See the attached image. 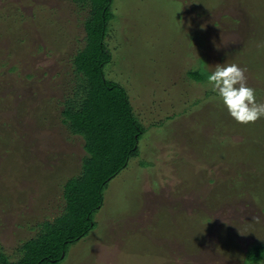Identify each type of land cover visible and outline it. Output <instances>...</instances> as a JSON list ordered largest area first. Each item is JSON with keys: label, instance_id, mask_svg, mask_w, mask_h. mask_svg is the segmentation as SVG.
Masks as SVG:
<instances>
[{"label": "rangeland", "instance_id": "374dc122", "mask_svg": "<svg viewBox=\"0 0 264 264\" xmlns=\"http://www.w3.org/2000/svg\"><path fill=\"white\" fill-rule=\"evenodd\" d=\"M112 8L105 77L126 90L143 125L139 155L103 187L96 210L58 217L89 212L95 223L47 264L249 263L247 247L264 241V119L237 124L190 70L239 64L264 102V0H114ZM92 9V0H0V252L10 262L46 229L57 233L48 220L64 208L62 194L71 205L81 188L73 184L90 185L89 170L106 159V138L93 146L63 114L66 100L86 95L72 61ZM116 155L106 157L117 163Z\"/></svg>", "mask_w": 264, "mask_h": 264}, {"label": "trees", "instance_id": "16d2710c", "mask_svg": "<svg viewBox=\"0 0 264 264\" xmlns=\"http://www.w3.org/2000/svg\"><path fill=\"white\" fill-rule=\"evenodd\" d=\"M73 1L79 4L80 1L85 0ZM113 1L92 0L94 10L92 9L91 16L85 20V26H83L86 32V45L78 55L79 57H73L74 60L72 61V66H76L74 70L86 75L82 76L83 79L81 78L80 82V87L84 89L86 95L79 99L78 95L75 94L72 99L69 98L65 101L66 107L64 109L71 117L73 125H77L75 133H83L86 138L88 137L94 141L93 146L96 147V143L99 144L100 139L106 138L107 142L103 153L106 159H102L99 162L100 165L95 169L89 170V175L86 176L91 181L90 185L73 184L74 187L81 188L79 192L71 191L72 198L75 199L71 205L68 194H66L69 210L75 212L79 211V207L90 211L96 210L95 204L98 202L99 206L103 201V195H101L103 187L127 167V163L131 158L139 155V149L136 146L138 138L144 130L143 125L137 120L132 107H130L126 90L118 83L109 81L105 77L104 66L112 59V53H110L105 43V36L108 32L109 20L115 17L112 8ZM83 52L85 54L80 57ZM202 64L199 69L190 71H197L193 73L195 75L194 80L203 83L207 80L206 72L210 73V71ZM202 70H206V72ZM191 80L189 78L188 81ZM96 152L98 158L102 153ZM112 152L117 153V163L113 158L106 157L107 153L111 155ZM107 167L113 169L105 173ZM96 171L105 173L104 178L103 175L97 177ZM80 176L84 179L83 173ZM96 182L101 183L98 201L93 191V186H97ZM68 183L70 184V182ZM89 197L95 199L92 206H88ZM78 215L81 220H78V217H68L67 220L60 222L57 220V224L52 228L58 230L57 233L50 234L52 230H45L39 238L26 242L24 245L26 249L24 259L10 262L8 255L0 252V264H47L58 261L66 249L78 242L82 236L87 235L94 227L95 222L89 212H80ZM87 215H89L88 218ZM64 230H71V233L63 236ZM45 236H49L47 240H45ZM44 248H47L50 254L41 256ZM247 248L244 258L249 263L245 264L264 262V241L263 243L252 244Z\"/></svg>", "mask_w": 264, "mask_h": 264}, {"label": "clouds", "instance_id": "9594fccd", "mask_svg": "<svg viewBox=\"0 0 264 264\" xmlns=\"http://www.w3.org/2000/svg\"><path fill=\"white\" fill-rule=\"evenodd\" d=\"M246 71L239 64L231 63L217 64L214 71L206 72L207 86L222 103L228 115L241 125L264 119V102L258 101L256 90L248 85ZM63 114L67 115L69 124L73 125L65 109Z\"/></svg>", "mask_w": 264, "mask_h": 264}, {"label": "crops", "instance_id": "0c3cea01", "mask_svg": "<svg viewBox=\"0 0 264 264\" xmlns=\"http://www.w3.org/2000/svg\"><path fill=\"white\" fill-rule=\"evenodd\" d=\"M81 175V174H80ZM66 183H68L67 181H66ZM35 187V189H37V187L35 186V183L33 182L32 184H30V189H33ZM62 196H63V199H64V208L62 209V211L56 216V218L54 219V220H48V221H51V224H49L51 227L50 228H53V226L54 225H56L57 224V219H58V217H61L64 213H65V211L67 210V211H69V209H70V207L67 205V202H66V197H65V195L64 194H62ZM51 198H53L52 197V195H46V196H43V198L42 197H38V198H36V206L38 207L39 205L38 204H41V203H44L45 201H49V199H51ZM37 226H38V224H37ZM36 226V227H37ZM45 229V228H44ZM47 230V229H46ZM73 245V244H72Z\"/></svg>", "mask_w": 264, "mask_h": 264}]
</instances>
